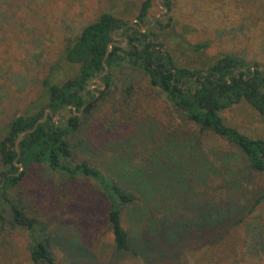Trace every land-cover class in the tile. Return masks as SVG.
I'll use <instances>...</instances> for the list:
<instances>
[{"label": "rangeland", "instance_id": "obj_1", "mask_svg": "<svg viewBox=\"0 0 264 264\" xmlns=\"http://www.w3.org/2000/svg\"><path fill=\"white\" fill-rule=\"evenodd\" d=\"M142 1L0 0V140L13 117L44 104L45 78L59 83L76 72L77 65L61 60L69 40L103 12L135 22ZM171 6L169 28L162 31L156 25V20H167L163 0H151L146 22L178 65L204 68L224 53L264 65V0H172ZM201 42L207 47L193 50ZM100 84L96 78L89 88L94 91ZM122 88L114 86L105 100L96 102L85 132L123 119ZM130 107L131 123L143 131L146 150L140 145L145 150L140 158L161 150L160 155L182 175L179 192L186 200L179 214L191 217L190 204L210 199L229 202L232 194L244 207L231 210L226 206L225 211H218L222 220L201 228L197 223L196 230L170 241L161 233L169 241L164 245L157 222L163 214L159 211L150 222L141 207L133 206L123 213L122 225L136 237L141 253H116L107 232V204L100 200L96 182L81 177L70 192L58 173L39 167L8 191L28 214L60 222L53 248L55 264H264V201L246 214L255 192L264 186V174L240 171L241 162L230 142L211 131L201 132L147 80L136 83ZM68 114L66 109L59 116ZM221 116L226 125L245 136L264 139V117L246 101L224 109ZM160 157L156 156L158 161ZM231 180L237 181L239 190L229 189L234 184ZM177 192L174 187L168 190L169 200L176 201ZM241 214L244 218L237 223ZM195 219L203 222L200 216ZM28 240L25 229L5 224L0 229V264H35Z\"/></svg>", "mask_w": 264, "mask_h": 264}, {"label": "trees", "instance_id": "obj_2", "mask_svg": "<svg viewBox=\"0 0 264 264\" xmlns=\"http://www.w3.org/2000/svg\"><path fill=\"white\" fill-rule=\"evenodd\" d=\"M171 3L172 0H163L167 20H156L162 31L173 22ZM150 6L151 0H143L132 23L112 12H103L85 25L66 43L61 56L63 63L77 65L76 72L59 83L45 78L44 104L34 112L13 117L7 124L0 140V229L5 224L25 229L30 259L35 264H55L53 248L58 239L56 229L61 224L28 214L8 190L16 188L39 167L58 173L70 192L81 177L85 182H96L95 190L107 204V232L116 253H141L136 237L122 225L123 213L133 206L141 207L150 222L159 211L163 214L157 222L164 245L188 230H196L199 223L201 228L210 223L212 226L218 218L222 220L224 216L218 211H225L226 206L231 210L244 207L241 199L232 194L229 202L210 199L190 204L191 217L178 213L186 200L179 192L182 175L161 156V150L140 158L146 150L143 131L131 123L129 116L139 80H147L157 88L201 132L211 131L230 142L241 162L240 171L264 174V139L245 136L226 125L221 116L224 109L246 101L264 117V65L232 53L218 56L204 68L178 65L165 42L148 27ZM206 47L207 43L201 42L194 44L193 50ZM96 78L100 88L92 91L89 83ZM118 84L123 87V119L112 125L101 124V130L85 132L96 102L105 100ZM66 109L69 114L60 117ZM156 156H161L160 161ZM233 181L229 189L239 190V184L236 180L230 182ZM173 187L178 191L176 201L169 200L166 193ZM263 201L264 186L255 192L246 214ZM195 216L202 217L203 222H197ZM243 218L241 214L237 223Z\"/></svg>", "mask_w": 264, "mask_h": 264}, {"label": "water", "instance_id": "obj_3", "mask_svg": "<svg viewBox=\"0 0 264 264\" xmlns=\"http://www.w3.org/2000/svg\"><path fill=\"white\" fill-rule=\"evenodd\" d=\"M110 45H111V44H109V49H110ZM45 118H46V114L44 115L43 119L40 120V121H43ZM37 123H38V122H37ZM37 123H36V124H37ZM36 124H35V125H36ZM25 132H26V131H25ZM25 132H23V133L20 134V136L18 137L17 143H18V141L20 140L21 136H22ZM16 148H17V144H16Z\"/></svg>", "mask_w": 264, "mask_h": 264}]
</instances>
